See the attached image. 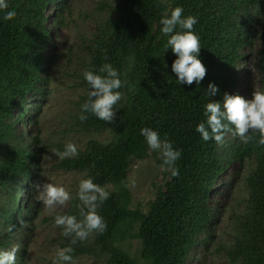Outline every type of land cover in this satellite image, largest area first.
I'll return each mask as SVG.
<instances>
[{
	"label": "trees",
	"instance_id": "1",
	"mask_svg": "<svg viewBox=\"0 0 264 264\" xmlns=\"http://www.w3.org/2000/svg\"><path fill=\"white\" fill-rule=\"evenodd\" d=\"M8 4V9L0 10V249L9 248L14 233L29 226L37 210L33 198L46 146L40 133L30 137L17 124L25 112L34 125L39 124L49 93L44 73L54 64L56 51L46 8L54 7L58 27L65 25L70 10V0H8ZM176 6L183 8L182 15L197 18L199 57L207 69L199 85L177 83L171 68L175 54L165 49L167 37L160 31V19ZM96 9L94 31L80 37L78 53L67 50L82 90L74 121L90 138L84 149L60 165L83 178L92 177L110 195L97 207L106 222L102 233L93 232L71 244V237L60 229L64 247L73 248L72 261L92 256L102 264H189L197 247L208 249L214 242L224 212L215 197L221 192L216 190L226 184L221 177L237 162L233 174L244 180L247 195L233 213L229 239L219 242L218 248L224 250L225 264H264V145L258 143L259 132L249 130L247 140L228 132L217 143L204 141L195 131L206 119L203 110L209 100L219 102L225 92L237 94L245 56L257 41L255 67L264 90V28L258 26L264 0H110ZM9 10L15 15L6 20ZM104 63H111L122 80L116 116L107 122L87 113L81 121L80 106L89 91L82 73L86 68L98 71ZM210 82L217 87L214 96L207 93ZM29 94L37 99L34 111ZM145 126L181 151L178 175L172 176L154 150L167 178L146 211L132 207L126 183L133 159L145 158L150 150L140 134ZM103 132L111 134L108 141L93 137ZM24 183L27 199L22 205L19 194ZM78 204V196H71L60 214L79 219ZM130 238L140 240V258L125 248Z\"/></svg>",
	"mask_w": 264,
	"mask_h": 264
},
{
	"label": "rangeland",
	"instance_id": "2",
	"mask_svg": "<svg viewBox=\"0 0 264 264\" xmlns=\"http://www.w3.org/2000/svg\"><path fill=\"white\" fill-rule=\"evenodd\" d=\"M110 0H70V10L65 14L66 23L64 26H56L54 7L52 4L46 8L47 24L51 28L53 48L56 51L54 64L44 73L47 79L49 93L42 105L39 115V124L34 125L30 121V113H23V120L17 124V129L24 131L30 137L40 133L45 148L40 155L41 171L36 184L41 189H36L34 202L37 210L30 220L29 226L18 228L14 233L13 242L9 246H19L16 257L21 255L20 260L14 264H53L55 250L64 247L65 240L61 236L62 226L54 224V217L64 212L69 206L71 196L77 195L79 181L83 178L81 173L69 171L60 165L65 156L58 155L64 150L67 142H72L77 147V152L86 147L90 135L83 133L74 121L76 102L82 92L78 80L74 74V64L67 58V50L73 54L78 53L80 37L90 35L95 28L96 8L102 2ZM259 29L264 28V17L258 22ZM255 47L245 56L242 66V77L238 82L237 93L245 98H251L253 88L264 91L260 73L256 70L255 60L259 43L253 42ZM47 75V76H46ZM29 94L31 98L30 111H34V104L37 99ZM93 137L102 141L111 138L109 132L95 134ZM71 156V155H70ZM247 164V163H245ZM238 163L235 162L232 169L222 175L226 184L221 185L216 191V199L219 206H224L221 220L215 229L213 244L206 249L204 245L197 247L192 254L189 264H225L224 250L218 248L219 242H227L230 236L232 218L235 210L242 207L243 199L247 195L244 180H237L233 174ZM167 176L165 168L161 166L154 155V150H148L145 158L133 159L127 174V186L132 194V207L141 208L146 211L150 202L156 199L158 191L164 186ZM221 179V181H223ZM46 182H52L63 186L70 194V198L64 204L54 205L52 209H45L42 202L36 199L39 190ZM28 183V182H27ZM24 183L23 190L19 197L22 205H25L27 194ZM236 186V188H235ZM114 189V185L108 186ZM215 191V192H216ZM127 248L133 256L140 258L141 243L139 239L130 238L125 241ZM70 264H102V261L92 256H81Z\"/></svg>",
	"mask_w": 264,
	"mask_h": 264
},
{
	"label": "clouds",
	"instance_id": "3",
	"mask_svg": "<svg viewBox=\"0 0 264 264\" xmlns=\"http://www.w3.org/2000/svg\"><path fill=\"white\" fill-rule=\"evenodd\" d=\"M8 0H0V10L8 9ZM183 8L176 6L171 9L169 15L160 19V31L167 37L165 49H171L175 59L171 64L172 71L176 74L177 83L191 85L194 81L199 85L206 74V66L202 63L200 52V41L198 34L194 31L197 18L193 15H182ZM15 15L14 11H6L4 19H10ZM83 78L87 82L89 91L87 99L80 106L78 119L86 120L87 113L95 115L100 120L111 122L116 116L114 105L121 100V92L118 91L122 85L120 73L111 63H104L98 71L86 68ZM209 96H214L217 87L209 83ZM203 115L206 118L196 125L198 132L204 141L210 139L222 143L228 132H233L242 140L250 139L249 130L259 132L258 143L264 145V91L253 88L251 98H245L240 94L225 92L223 99L219 102L209 100L204 105ZM150 149L156 150L161 158L162 165L170 171L172 176L178 175L176 161L181 156V151L173 147L167 138H161L159 133L151 127L145 126L140 129ZM77 154V147L72 142H67L62 153L58 155L70 156ZM41 189L40 185L36 186ZM110 193L105 187L94 183L92 177L82 178L79 181L77 196L80 204L78 219L72 214H57L54 224L62 226V234L71 237V244L85 240L93 232H103L106 222L97 212L98 203H102L109 197ZM70 198L69 192L61 185L46 182L36 196L45 209H52L54 205L64 204ZM19 246L10 249H0V264H14L16 252ZM71 246L58 247L55 250L53 264H70L73 257Z\"/></svg>",
	"mask_w": 264,
	"mask_h": 264
}]
</instances>
